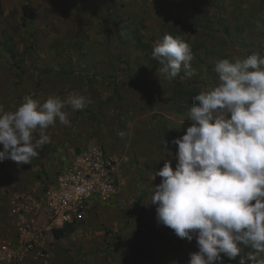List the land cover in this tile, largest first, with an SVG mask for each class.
Here are the masks:
<instances>
[{"label": "rangeland", "instance_id": "1", "mask_svg": "<svg viewBox=\"0 0 264 264\" xmlns=\"http://www.w3.org/2000/svg\"><path fill=\"white\" fill-rule=\"evenodd\" d=\"M166 34L189 44L191 77L183 69L172 80L160 73L151 53ZM254 52L264 55V0H0L4 111H15L25 96L91 100L81 110L65 105L69 123L44 130L51 143L31 164L0 162V242L14 236L13 209L40 192L71 139L106 147L119 177L111 202L60 236L43 235L46 260L17 264H187L196 240L157 224L150 201L161 177L153 173L165 159L175 168L171 141L191 126L188 112L199 103L192 96L218 86L215 62ZM239 259L223 257V264Z\"/></svg>", "mask_w": 264, "mask_h": 264}, {"label": "clouds", "instance_id": "2", "mask_svg": "<svg viewBox=\"0 0 264 264\" xmlns=\"http://www.w3.org/2000/svg\"><path fill=\"white\" fill-rule=\"evenodd\" d=\"M151 55L165 79L182 69L194 75L191 48L179 36L166 34ZM214 71L218 86L192 96L199 103L188 112L191 126L171 141L177 146L175 168L165 159L153 173L161 182L150 203L156 205L157 224L189 242L195 238L198 251L190 253L187 264H223V257L238 255L239 264H264L258 259L264 254V55L219 59ZM89 103L90 98L73 93L43 103L25 96L11 112L0 105V162L31 164L51 143L44 130L57 120L69 123L65 105L81 110Z\"/></svg>", "mask_w": 264, "mask_h": 264}, {"label": "built area", "instance_id": "3", "mask_svg": "<svg viewBox=\"0 0 264 264\" xmlns=\"http://www.w3.org/2000/svg\"><path fill=\"white\" fill-rule=\"evenodd\" d=\"M57 156V168L42 176L40 192L13 209L15 233L0 242V264L46 260L41 249L45 233L77 225L116 196V159L106 147L94 143Z\"/></svg>", "mask_w": 264, "mask_h": 264}, {"label": "crops", "instance_id": "4", "mask_svg": "<svg viewBox=\"0 0 264 264\" xmlns=\"http://www.w3.org/2000/svg\"><path fill=\"white\" fill-rule=\"evenodd\" d=\"M106 87H107V86H106ZM106 87H105V89H104L105 92L109 91ZM65 129H66V128H65ZM77 140H78V139H76V140H75V139H71V140H70V142H69L68 145H71V144H72V145H71V147H66V150H65L66 153H67L68 155H71L74 151L78 150V149H79L78 146H81V145H82V146H86V144H85L82 140L80 141V143H78ZM77 144H78V145H77ZM76 145H77V147H75V148H76V149H75L74 146H76ZM87 145H88V144H87ZM58 148H59V147H58ZM58 148L56 149V151H57V150H58V151L61 150V149H58ZM61 151H62V150H61ZM57 153H58V152H57ZM55 154H56V153H54V155H52V156H55ZM51 163H52V165H55V161L52 160ZM54 167H55V166H54Z\"/></svg>", "mask_w": 264, "mask_h": 264}, {"label": "trees", "instance_id": "5", "mask_svg": "<svg viewBox=\"0 0 264 264\" xmlns=\"http://www.w3.org/2000/svg\"><path fill=\"white\" fill-rule=\"evenodd\" d=\"M71 228H73L72 225H66L63 228L55 230L54 231V235L55 236H60V235L64 234L66 231L71 230Z\"/></svg>", "mask_w": 264, "mask_h": 264}]
</instances>
